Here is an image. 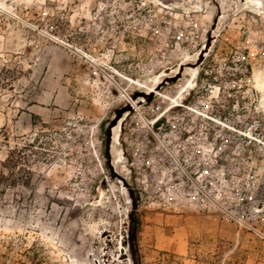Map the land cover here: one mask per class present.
Masks as SVG:
<instances>
[{"label": "rangeland", "instance_id": "rangeland-1", "mask_svg": "<svg viewBox=\"0 0 264 264\" xmlns=\"http://www.w3.org/2000/svg\"><path fill=\"white\" fill-rule=\"evenodd\" d=\"M136 196L140 264H264V0H0V264H133Z\"/></svg>", "mask_w": 264, "mask_h": 264}, {"label": "trees", "instance_id": "trees-1", "mask_svg": "<svg viewBox=\"0 0 264 264\" xmlns=\"http://www.w3.org/2000/svg\"><path fill=\"white\" fill-rule=\"evenodd\" d=\"M106 157H108V152L106 150ZM9 158V157H8ZM12 158L10 159H7V162H11L12 163ZM138 202H139V198L138 196L132 198V204H133V210L130 214V220H131V227H130V231H129V238L131 240V243H130V247H131V259L133 261V264H140L139 262V257H138V253L134 247V239H135V236H136V231H137V220L136 218H134V213L137 209V206H138Z\"/></svg>", "mask_w": 264, "mask_h": 264}, {"label": "water", "instance_id": "water-1", "mask_svg": "<svg viewBox=\"0 0 264 264\" xmlns=\"http://www.w3.org/2000/svg\"><path fill=\"white\" fill-rule=\"evenodd\" d=\"M122 246H123L124 248H127V247H128V242H127V239H126V238L123 239V241H122ZM121 258H125V253H123V254L121 255Z\"/></svg>", "mask_w": 264, "mask_h": 264}, {"label": "bare ground", "instance_id": "bare-ground-1", "mask_svg": "<svg viewBox=\"0 0 264 264\" xmlns=\"http://www.w3.org/2000/svg\"><path fill=\"white\" fill-rule=\"evenodd\" d=\"M102 188H103V187H102ZM101 190H102V189H101ZM101 190H100V191H101ZM101 194H103V192H102ZM121 244H122V241H121ZM119 245H120V243H119ZM118 248H119V247H118ZM121 249H122V248H121ZM118 252H120V251H118ZM105 253H106V252H105ZM106 254H107V253H106ZM109 260H110V261H111V260L114 261V260H115V255H112V254H111V255H108V261H109Z\"/></svg>", "mask_w": 264, "mask_h": 264}, {"label": "built area", "instance_id": "built-area-1", "mask_svg": "<svg viewBox=\"0 0 264 264\" xmlns=\"http://www.w3.org/2000/svg\"><path fill=\"white\" fill-rule=\"evenodd\" d=\"M157 121H159V120H157ZM157 129H158V127L154 128V130H157Z\"/></svg>", "mask_w": 264, "mask_h": 264}, {"label": "snow or ice", "instance_id": "snow-or-ice-1", "mask_svg": "<svg viewBox=\"0 0 264 264\" xmlns=\"http://www.w3.org/2000/svg\"><path fill=\"white\" fill-rule=\"evenodd\" d=\"M249 199H251V197H249Z\"/></svg>", "mask_w": 264, "mask_h": 264}]
</instances>
